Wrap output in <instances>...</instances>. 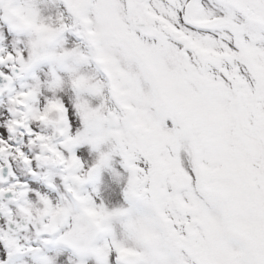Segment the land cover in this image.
I'll use <instances>...</instances> for the list:
<instances>
[{
    "label": "snow or ice",
    "instance_id": "6c2138e0",
    "mask_svg": "<svg viewBox=\"0 0 264 264\" xmlns=\"http://www.w3.org/2000/svg\"><path fill=\"white\" fill-rule=\"evenodd\" d=\"M63 3L80 29L71 32L91 49L100 38L105 58L89 56L81 48L42 54L49 45L63 48L67 23L52 28L41 43L33 41L27 54L0 43V92L12 89L17 71L29 72L42 60L55 61L69 73L95 63L104 74L96 88H83L75 76L72 80L78 94L85 89L99 101L90 106L98 117L91 123L76 103V113L71 111L67 97L41 102V121L53 108L64 107L69 134L65 147L70 166L80 174L63 178L72 201L64 209L65 227L44 224L41 235L50 233L56 239L40 242L70 248L80 257L79 264H88L90 257L96 264H264V0ZM30 8L39 18L35 5ZM59 16L63 21V13ZM2 19L12 31H24L8 16ZM51 74L62 83L55 68ZM35 96V89L29 88L10 100L26 105ZM5 121L0 115V154L12 147L13 125L26 126L32 143L45 139L30 124ZM105 127L116 130L109 139L101 134ZM82 140L99 153L90 166L84 162L86 151L77 155ZM106 144L109 150L102 151ZM16 153L37 175L33 160L42 157L19 148ZM55 155L54 162L69 164L63 153ZM116 156L128 174L126 206L110 209L67 183H97L101 170L110 168ZM11 167L8 164L9 174L15 176ZM44 179L49 188L55 187L49 177ZM17 187L23 189L22 196L34 190L17 178L0 188V197ZM31 199L52 204L41 191ZM89 209L103 213L102 226L87 215ZM20 210L27 211L23 205ZM85 225L88 244L77 238ZM13 231L10 216L0 215V264H12L22 252L32 253L36 264H54L41 248L21 244Z\"/></svg>",
    "mask_w": 264,
    "mask_h": 264
},
{
    "label": "rangeland",
    "instance_id": "374dc122",
    "mask_svg": "<svg viewBox=\"0 0 264 264\" xmlns=\"http://www.w3.org/2000/svg\"><path fill=\"white\" fill-rule=\"evenodd\" d=\"M209 3L211 4L212 0H209ZM35 7L39 12L43 9L44 15L51 14L54 16V18L55 16H58L61 13H63L65 17L69 16L65 9L63 0H37ZM0 35L4 37V39L0 41L3 46L8 47L10 49L13 47L23 48L26 50V54L31 51L33 41H35V38L30 35H25L21 32L18 33L16 31H12L9 26L3 21V19H0ZM61 39L66 41V43H64L63 45V48L55 44L49 45L42 54H49L51 52L59 55L65 49H68V47H73L76 43H80L82 41V39L76 37L73 32H64ZM41 47L43 48L44 45L41 44ZM81 49L87 51L86 42L81 45ZM66 62L69 64L72 63L71 60H68ZM90 65L92 68H98L95 63H90ZM52 68L56 69L57 75L62 79V83L57 84L55 82V79L51 74ZM81 70H89V65H82ZM98 70L103 73L102 69L98 68ZM70 74L71 73L62 70L61 64L55 61L42 60L37 63L31 69V71L16 76V78L14 79V82H16L14 92L12 94L10 93L9 95H5L4 98L0 100V115H4L6 117L5 124L11 125V122L13 120L23 121V117H26L31 114V126L36 129L34 121L37 120L39 112L42 111L44 108V105L41 102H45L48 98L54 96L60 99H65V97H67V101L73 104V108L71 109V111L74 114L76 113V109L74 106L76 103L80 107L82 113H88L90 123L95 121L98 117L95 112L91 111L90 106L92 104L95 105L99 103V101L94 99L93 96L85 89H82L81 92L78 94L73 88L72 80L69 79ZM29 88L35 89L36 96L27 99V103L31 104L33 107L31 109H28V112L25 113V111L19 107V104H13L11 102L10 97H13L16 91H28ZM47 119L53 121H67V119L64 117V107L58 106L56 108H53L50 111ZM77 119H79L78 114ZM12 127L17 130V135L22 136L19 133L20 126ZM12 127L9 128V144L12 145V147H10L7 152H5L4 162L0 160V168L3 166V164H11V172L15 173V176L10 175V184L13 185L16 179L19 178L22 182H26L30 187H33L34 190L32 193H29L28 196H25L26 199L23 201V206L26 207L27 211L21 212L20 208H14L12 209L10 215L13 214L16 218L26 215L32 219L37 218L39 216L46 217L48 215L51 224L61 225L64 228L65 226L63 222L66 218L64 209L67 208L71 204V202L63 203L61 200L60 202H58L55 198L56 191L63 188V178L55 171L43 169L37 164L35 159L33 160V168L35 169L37 175H32L31 172H29L28 168L24 165L23 160L19 158L18 154L16 153V148H19L28 153L29 155L35 157L36 153L39 151V141L32 143L33 137L30 136L27 131H24L21 143L19 145H16L12 140ZM38 127L42 128V126L37 125V128ZM82 129L83 123L82 121H80L79 130ZM92 134L93 133L90 130L89 135ZM63 145L65 146V142L63 143ZM79 148L80 152H87L88 159L84 162L88 166L94 163L99 156V153L94 151L91 145L87 144V142L84 140L81 141ZM101 150L108 151L109 145H102ZM113 169H115L117 172H120L122 175L118 177L113 172ZM77 173H79L78 170ZM127 175V172L122 167L121 158L119 156H116L114 157L110 168H104L101 170V172L99 173V181L97 183H89L88 194H92L93 197L96 199L97 203H103L110 209L114 207H119L121 205L126 206V202L124 200V188L127 182ZM45 176L49 177L52 180L53 184L55 185L54 188L48 187V182L44 179ZM35 191L44 192L45 195L48 196V198L51 200V206H46L38 199L32 200L31 197L34 196ZM52 193H54L55 196H53ZM54 208H56V210H54ZM0 215L6 214L3 213ZM68 222H71L70 218H68ZM24 238V240H29L31 239V235L26 234ZM64 252L65 248L62 245H59V247L55 251H53L52 253H48L47 256L53 259L54 264H73V260H69L70 256L65 254ZM25 253L26 254H23L20 258L16 254L12 259V264H36V261L33 258V254L30 252ZM88 261L89 264H96L95 257L88 258Z\"/></svg>",
    "mask_w": 264,
    "mask_h": 264
},
{
    "label": "clouds",
    "instance_id": "9594fccd",
    "mask_svg": "<svg viewBox=\"0 0 264 264\" xmlns=\"http://www.w3.org/2000/svg\"><path fill=\"white\" fill-rule=\"evenodd\" d=\"M36 3L37 0H0V19H2L4 15L9 16L19 28L24 30L21 32L22 34L34 37L37 43L44 41L47 38L45 34L49 33L52 28L59 27L62 23H67L69 29L68 32H71L72 29L80 30L77 27L76 19L72 16H64L63 21H61L59 15L55 16V18L51 14L44 15V10L42 9L39 12L38 18L36 13L30 8V5H35ZM85 42V40H82L80 43H76L75 46L68 47V49L81 48V45ZM86 49V52L89 56H100L105 58L107 55L100 38H98L95 49L89 48L87 42ZM86 65H89V70L82 71L80 69L79 73H71L69 79L73 80V77L75 76L77 82L85 89L96 88L102 85L104 82L103 73H101L98 68H92L90 64ZM114 131L116 130L112 129L111 127H105L101 134L105 139H109ZM87 215L92 218L97 227H100L104 224L105 218L103 213L97 212L94 209H89ZM88 233L89 228L87 225H85L79 229L77 238L84 244H88ZM121 238H123V236ZM95 243L98 244L100 242L96 241ZM73 255L75 257L73 264H79L80 257L74 253Z\"/></svg>",
    "mask_w": 264,
    "mask_h": 264
},
{
    "label": "flooded vegetation",
    "instance_id": "af4514ba",
    "mask_svg": "<svg viewBox=\"0 0 264 264\" xmlns=\"http://www.w3.org/2000/svg\"><path fill=\"white\" fill-rule=\"evenodd\" d=\"M27 123H29L30 125L32 124V121H25ZM35 127H36V130L39 134H41L45 139L43 140H37V142L39 143V151L36 153L41 155L42 151L44 150V147L43 145H48V147H46L48 149V151H50V149H52V153H54V156L53 158L51 157V155H48V158H50L51 160L49 161L50 163L54 164V165H51V166H48V168H44L42 167L43 169H47V170H51V171H55L57 172L62 178L64 177H71L72 175H78L80 173H77V168L75 166H70V153L68 152V149L63 145V143L65 142V140L68 138V130L66 128L65 125H61V128L62 130L64 131V133L66 134L64 136L63 139H56L55 140V127L52 126V125H46L44 124L43 121L41 120H35ZM25 124V123H24ZM40 124V125H39ZM26 125V124H25ZM37 125L38 126H42V128H37ZM13 126H17V125H13ZM26 131V126H20V134L23 136V132ZM17 130L13 131L11 130V134H12V140H14L15 138H19L20 139V142L22 141V136L20 135H17ZM66 137V139H65ZM63 145V146H62ZM61 152L64 154V156L69 160V164H61V163H58V162H54L56 161V155L55 153L56 152ZM76 151H77V155H80V148L79 146L76 148ZM35 155V156H36ZM83 159V157H82ZM6 160V159H5ZM37 164L39 163L37 160H36ZM8 163V162H7ZM25 165V163H24ZM39 165V164H38ZM4 166H7L6 164H4ZM26 166V165H25ZM27 167V166H26ZM33 167V165H32ZM28 168V167H27ZM67 183H71L73 185L74 188L80 190L83 192V194L87 195L88 194V186H89V183L87 184H84V185H78V184H75L71 179H69L67 181ZM93 183V182H91ZM12 184H9L8 182L4 185L3 188H8L9 186H11ZM18 189V188H17ZM18 192V190H17ZM19 194V192H18ZM56 194V196H55ZM52 193L53 196H55V198L57 199L58 202H60V200L64 203H70L72 202L71 201V194L67 193L66 190H65V180L63 179V188H61L60 190H57L56 193ZM20 198H22V196H19ZM61 197V198H60ZM61 205V204H60ZM58 205V206H60ZM4 207V210H5V214L10 216V218L16 222L20 221L21 219H23L24 217H29V216H21L19 218H16L13 214L12 215H9V212L10 213L12 212V209L16 208V207H20L19 204L18 206H6V205H3ZM54 210H56V208H54ZM38 218H43L44 221L46 222V224H51L50 223V218L49 216L47 215L46 217H37V218H30L31 221L30 223H28L27 225V228L24 230V231H21L19 233H17L16 235H13L14 238H18L20 243L21 244H24L26 247L29 245L33 248L35 247H39L42 249V253L43 255L45 254L46 256L48 255V253H52L53 251H55L59 245L56 244L55 242L53 243H50L48 245H43L40 240L42 239H49V240H52V241H55L56 239V236L53 235V234H50V233H44L43 235H41V233H37L33 227V222L35 219H38ZM70 218V217H69ZM53 226H58L60 227L61 229H63V227L61 225H56V224H52ZM26 234H29L31 235V239L29 240H24V236ZM64 248H65V254L69 255V260H74L75 257L73 255V252L70 248H67L66 246L62 245ZM25 254V252H22V253H18V255H23ZM88 264H89V261H88Z\"/></svg>",
    "mask_w": 264,
    "mask_h": 264
},
{
    "label": "water",
    "instance_id": "95a60500",
    "mask_svg": "<svg viewBox=\"0 0 264 264\" xmlns=\"http://www.w3.org/2000/svg\"><path fill=\"white\" fill-rule=\"evenodd\" d=\"M0 83H4V82H3V81H0ZM7 90H8V89H5L4 91H7ZM0 94H1V92H0ZM7 193H8V192H7ZM7 193H6V194H7ZM1 198H3V197H1ZM36 224H37V225H42V224H40V222H37Z\"/></svg>",
    "mask_w": 264,
    "mask_h": 264
}]
</instances>
